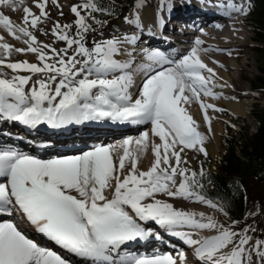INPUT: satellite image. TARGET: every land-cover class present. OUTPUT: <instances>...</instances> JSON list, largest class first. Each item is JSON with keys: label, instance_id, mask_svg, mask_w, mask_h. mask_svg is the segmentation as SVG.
<instances>
[{"label": "snow or ice", "instance_id": "obj_1", "mask_svg": "<svg viewBox=\"0 0 264 264\" xmlns=\"http://www.w3.org/2000/svg\"><path fill=\"white\" fill-rule=\"evenodd\" d=\"M25 4L26 0H0V8L18 11L22 7L21 23L0 11V30L26 46L15 47L0 35V121L31 129L105 120L151 128L138 137L124 138L119 145L97 144L80 154L47 159L0 144V215L21 216L36 234L84 264H178L171 253L128 248L141 241L162 242L165 234L192 247L201 264H264V239L254 238L257 229L252 224L221 223L158 198L200 203L229 215L225 205L207 198L203 167L192 170L182 157L185 150L207 156V136L199 131L189 106L199 104L209 130L208 110L220 111L202 99L220 98L214 89L226 86L216 83L217 74L201 58V53L213 49L203 47L199 37L179 58L159 49H138L147 0H133L134 18L123 17L139 34H113L93 39L91 46L88 35L96 33L97 26L104 29L110 24L102 17L119 18L116 6L109 7L104 0L73 4V23L62 25L57 20L51 29L55 41L65 44L57 49L42 44L34 30L43 31L40 25L51 19L49 5L61 17L63 5L59 0H34L37 14ZM216 7L229 16L246 15L250 2L226 0ZM157 22L162 23V16ZM24 53L35 54L39 63L12 61L15 54ZM34 76L40 78L33 82ZM149 147L154 161L148 170H140L138 161ZM203 231L213 234L193 238ZM0 264L72 262L37 243L17 223L5 220L0 222ZM179 264H187L183 251Z\"/></svg>", "mask_w": 264, "mask_h": 264}, {"label": "bare ground", "instance_id": "obj_2", "mask_svg": "<svg viewBox=\"0 0 264 264\" xmlns=\"http://www.w3.org/2000/svg\"><path fill=\"white\" fill-rule=\"evenodd\" d=\"M233 2L236 4H242L243 0H233ZM221 3H226V0H164L163 10H161L162 1L157 3L152 9H149L148 7L144 8L141 12L143 35L140 40L142 42L140 41L136 47L138 49L140 47L159 49L172 58H179L181 56L178 55L181 54L180 51H182V53H186L193 46L194 39L199 37L204 41L203 47L213 49L207 53H201L202 60L209 67L214 69L218 79H224L223 82L226 83L225 87H216L214 89L215 92L221 94L220 98L214 99L202 97V99L207 103L215 105L216 107L218 103L224 104L229 113L239 114L240 107L236 103L235 97H239V95L236 94L247 95V90L244 87L242 80H244L248 75L245 73L247 54L245 51H242L244 60L239 59L236 54V50L243 49L249 44L247 33L242 31L240 32L241 29L247 27H244V14L234 13L229 16L225 14L224 9L216 7V5ZM169 4L171 5L170 11L168 10ZM32 5L33 4L27 5V7L32 9ZM11 13V17L15 23L18 22V20L23 21L24 13L22 7L20 8V12L15 11ZM129 16L132 17L131 15ZM158 16H162V23L157 22ZM176 20L184 21L187 25L185 30L187 32H191L189 33L191 35L177 31V26L175 24ZM247 21H249L252 25L250 18ZM201 30H203V32H201ZM4 32L5 31L0 30V34ZM115 32L118 35L128 33L139 34L135 26H129L127 24ZM5 34L6 32L4 35ZM178 40H180V43L176 44L175 42ZM228 53L231 54L229 55ZM118 58L122 60L125 59L123 56ZM139 60L140 57H137L138 62ZM35 78L36 77L33 79ZM36 79H38V77ZM137 83H140L139 77H137ZM134 90L135 89H133V91ZM194 104L199 107L198 103ZM194 104L189 106V111H191ZM194 108L198 109L196 106ZM199 111L202 112L200 107ZM211 111L215 114L213 110ZM197 123L199 125V129H201L200 125L202 123V117L199 121H197ZM105 125H110L112 127H105ZM204 126V128H207V123H204ZM141 127L142 126L129 124L120 125L118 123L105 120L99 122H86L80 125H69L60 129H52L47 125H39L37 128L31 129L27 126L19 124L18 122L13 123L0 121V144L14 147L18 151L37 156L38 158L47 159L52 157L80 154L82 151L89 150L91 147L82 149L81 151H77V149L83 145L89 144L92 141H98L99 144L107 145L109 139L115 137L117 134H121L120 136L123 137V135L128 131L135 132L136 130L141 129ZM147 130H150V128ZM218 132V126L210 127L208 134L213 142L208 146V149L211 153L218 148ZM154 139L156 142H159L158 138ZM118 140L119 137H116L115 145L120 144L121 139L119 141ZM153 161L154 155L149 147V149L139 159L138 168L146 171L151 166ZM158 198L172 203L178 210H187V207L195 208L199 205L208 207L200 203H193L183 199L175 200L174 198L165 196H159ZM198 211V214L202 213V210ZM203 215H205L204 211ZM148 227L155 228L157 231H160L154 224H149ZM210 234L211 233H207L205 231L201 232V234L199 233L201 237L207 235L209 236ZM199 235H196L193 238L200 237ZM155 244L167 248L180 244L183 248L176 251L175 256H178L180 251H183L186 256L187 264H201V262L195 257L192 247H189L183 244L180 240L166 234L164 235L162 242L157 240L141 241L130 244L128 248L129 250L140 253L151 254L156 250L154 249ZM188 247L192 250L187 251L186 249ZM192 253L193 256H191ZM177 260L179 264V259L177 258Z\"/></svg>", "mask_w": 264, "mask_h": 264}, {"label": "rangeland", "instance_id": "obj_3", "mask_svg": "<svg viewBox=\"0 0 264 264\" xmlns=\"http://www.w3.org/2000/svg\"><path fill=\"white\" fill-rule=\"evenodd\" d=\"M161 1L163 2L164 0H147V7L149 9H152L156 6L157 3L161 2ZM59 2L61 5H63L62 10H63L64 15L61 17L59 15V11L56 9V7L49 5L47 10L50 12L51 19L40 25V29H42L43 31L34 30V34L36 35L37 39L42 44H49V45H52L53 47H55L57 49L65 47V44L63 42H56L55 37L51 34V29L53 27L54 22L59 20L60 24H62V25L73 23L75 17L70 12V7L73 4L83 2V0H59ZM246 2H248V0H243L242 4H244ZM30 4H33L32 5L33 12H36L38 14V9H36L34 7V0H26V4L24 6H27ZM132 5H133V3L132 4H125V5L121 6L122 10L120 11V15H119L118 19L117 18L110 19V24L108 26H106L104 29H100L98 27L96 33L89 34L87 37L89 46H91L93 39L108 38L110 35H113V34L118 35L115 31L119 30L124 25H126V23L123 20L124 15H131L133 17ZM0 11H2L4 14L6 13V15L9 16L11 18V20L15 23V21L11 17V14H12L11 12H15V11L8 9V8H0ZM18 12H20V10H18ZM248 17H249V15L247 12V14L245 15V19H244L245 20L244 27H247V28L241 29L240 32L242 31V32L247 33V35H248L247 38H248L249 44L246 45L245 48H243V49H237L236 50V54L238 55L239 59H243V57H244L242 54V51H245L247 54L246 63H245V65H246L245 66V70H246L245 73L248 76L244 80H242L244 87L247 90V95L236 94V95H239V97H235L236 103L240 107L239 108V110H240L239 114L229 113L226 110L224 104H221V103L217 104V108H219L220 111H214L215 114L211 111V109L208 110V116L211 118L210 127H213V126L217 127L218 126V128H219L218 148H217V150L215 149V151L213 153H211L208 149V146L211 145L213 142L212 139L210 138L209 134H208L209 133V129H208L209 125L207 123V125H208L207 128H204L205 127L204 123L206 124V122L203 118V113L201 111H199V107L193 103L194 105L191 108V111H189V113L192 115V117L196 121H199V119H201V117H202V123L200 125L201 129H199V131L205 133V135L207 136V139H206L205 144H204V147L206 148V151H207V156H204L202 153H199L198 151H195V150H185V152L182 153V157L188 161L187 165H185V166L191 168L192 170L197 171L198 169H201V167H203V168L208 167V169L212 171L214 169V166L217 163L222 151H223L221 144H220V140H221V137L223 136L226 125H229L231 127H235L234 129L231 130V132L234 133L235 129H237L238 126L233 121V119L238 118L239 122H244L246 125H248L250 132H255L257 124L251 118L250 114H251L252 109L254 107L264 109V88L263 87L260 89L255 88V85H256L255 78L258 75L257 64L260 61L259 56L257 55L256 50H255V47L258 45V43L254 39L256 37V27H255V24L253 22L251 25L250 22L247 21L250 18V17L249 18ZM21 22H22V20H18V22H16V23H21ZM101 32H102V36L100 35ZM4 33H2L0 35H4ZM44 33H48V34L46 35ZM184 33L191 35V34H189L191 32H184ZM128 34L131 35L133 33H128ZM199 35H202V34H199ZM199 35H196V36H199ZM4 36L7 39V42L14 45L15 47H26L21 41L15 40L14 38H12L7 33ZM140 41H139V43H140ZM179 41L180 40H178L175 43L176 44L180 43ZM180 52H181V54H178V55L185 54V52H183V53H182V51H180ZM12 61L13 62L28 61V62H32V63H39L36 55L31 54V53L15 54L12 57ZM6 71L10 72V70H7V69H6ZM21 74L22 75H29L28 73H21ZM34 77H36V78L38 77V79L40 78L39 76H34ZM36 78L33 79V82H34V80H36ZM223 81H224V79L223 80L217 79L216 82H217V84H224L225 85L226 83H224ZM135 91L136 90H134L133 92L135 93ZM195 106L198 109L194 108ZM148 128H151L150 124L149 125H143L141 127V129H139L137 131L138 134L135 137L139 136L143 131H146ZM115 138L116 137L109 139V141L107 142V145L115 144ZM124 138H126V137L125 136L119 137V140L121 139L120 141H122V139H124ZM79 150H82V149H79ZM121 153H122V150L120 151V154ZM65 154H66V152H65ZM243 184H244L245 192L247 195V202L251 205L259 204L260 206H263L264 205V185L260 184L256 180H245V182ZM175 200H181V199H175ZM188 208L189 207H187V210L186 209L185 210L189 211V212L196 213L198 216L200 214H203V211H204L205 216H212L213 218L220 221L221 223H225V224L231 223V221H229V219L223 213L216 211L215 209H212L211 207L208 208V207H203V206L199 205L198 207H195V208L191 207L192 210H191V208H189V209ZM198 210H202V213L198 214V212H199ZM261 212L259 214H256L254 216V218L252 216H250V217H247L248 219L240 221V227H243L245 225V223H247V224H252L254 227H256V229L257 228L259 229L260 228L259 223L261 220L260 219ZM205 232L208 233V231H205ZM209 233H211V232H209ZM212 234L213 233H211L210 235H212ZM260 234H261L260 231H256L252 235L254 236V238L263 239L262 235H260ZM199 238H201V236L197 237V239H199Z\"/></svg>", "mask_w": 264, "mask_h": 264}, {"label": "trees", "instance_id": "obj_4", "mask_svg": "<svg viewBox=\"0 0 264 264\" xmlns=\"http://www.w3.org/2000/svg\"><path fill=\"white\" fill-rule=\"evenodd\" d=\"M248 1V15L256 27L254 39L258 45L255 50L260 59L255 88L260 89L264 88V0ZM104 3L109 7L114 3L120 13L121 6L132 4L133 0H104ZM102 18L110 20L113 17ZM250 116L257 124L255 132H250L248 125L239 122L238 118L233 119L238 126L234 133L231 130L235 127L226 125L220 140L223 151L214 169L203 168L206 173L204 192L208 199L225 205L229 221H243L250 217L249 213L259 214L262 211L257 231L264 239V205L249 204L243 184L245 180H256L264 185V109L254 107Z\"/></svg>", "mask_w": 264, "mask_h": 264}]
</instances>
